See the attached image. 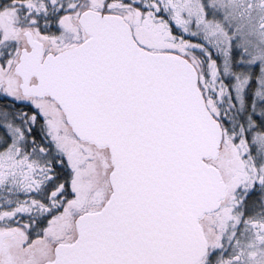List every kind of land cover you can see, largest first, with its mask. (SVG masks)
I'll use <instances>...</instances> for the list:
<instances>
[{"label":"snow or ice","instance_id":"1","mask_svg":"<svg viewBox=\"0 0 264 264\" xmlns=\"http://www.w3.org/2000/svg\"><path fill=\"white\" fill-rule=\"evenodd\" d=\"M0 264H264V0H0Z\"/></svg>","mask_w":264,"mask_h":264}]
</instances>
